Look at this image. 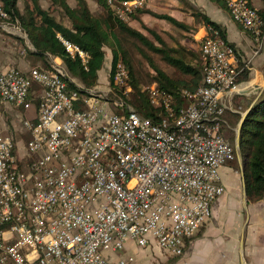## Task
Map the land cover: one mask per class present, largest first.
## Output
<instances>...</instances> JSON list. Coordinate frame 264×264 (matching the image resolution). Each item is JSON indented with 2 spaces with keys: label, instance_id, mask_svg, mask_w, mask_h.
Instances as JSON below:
<instances>
[{
  "label": "built area",
  "instance_id": "1",
  "mask_svg": "<svg viewBox=\"0 0 264 264\" xmlns=\"http://www.w3.org/2000/svg\"><path fill=\"white\" fill-rule=\"evenodd\" d=\"M221 2L264 48L263 20L251 1ZM147 3L112 6L127 23ZM0 20H9L1 4ZM207 31L200 42L202 82L184 91L190 106L176 114L170 95L157 84L149 88L152 105L164 109L159 122L123 103L116 104L123 114L112 113L103 98L108 91L70 89L66 69L55 63L27 72L2 68L1 101L37 117L22 118L31 135L25 158L0 130V264H133L132 257L115 258L129 243L184 255L225 194L222 169L235 160L223 134V96L237 88L239 54L217 30ZM60 39L87 67L88 53ZM129 79L118 63L115 87L130 93Z\"/></svg>",
  "mask_w": 264,
  "mask_h": 264
},
{
  "label": "trees",
  "instance_id": "2",
  "mask_svg": "<svg viewBox=\"0 0 264 264\" xmlns=\"http://www.w3.org/2000/svg\"><path fill=\"white\" fill-rule=\"evenodd\" d=\"M42 1H47L51 9H45L42 6ZM75 1L77 5L74 8L68 4L67 0H0V4L9 16L8 21L21 27L27 35L34 48V51L30 52L31 56L41 60L46 67L52 66L51 58H59L62 61L69 76L66 79L70 89L78 90L81 94L86 95L89 89L100 84L99 72L105 65V48L108 47L112 51L109 81L113 90L122 94V91L114 85V73L117 64L123 63L130 75L128 83L133 88L129 94L130 98L127 99L125 95L123 98L141 117L159 122V117L163 114L164 109L161 106L152 105L149 88L144 87L145 85L143 86L138 80V72L130 53L120 40L119 35H121V37L137 41L143 47L157 53L166 64L182 75V80L174 79L149 60L152 70L156 73L152 77V81L157 84L160 91L172 97L176 114L192 104V101L184 95V91L195 92L203 77L199 67L187 63L190 53L183 48H169L163 38L150 29H146L149 34L147 37L130 28L116 15L112 6V4L119 6L125 0H113L112 4L109 3V0H96L104 9V15L101 17L95 16L90 11L86 0ZM211 1L227 10L226 5L221 0ZM261 1L264 5V0ZM20 2H25L24 11L19 9ZM54 11L59 12L60 18L54 15ZM258 12L264 24V8ZM154 16L184 28L182 24L171 17ZM200 16L209 27L218 31L220 38L225 43L234 47L228 42L224 27L211 21L203 14ZM150 37L160 46L151 41ZM60 38L74 43L88 53L90 59L87 67L81 63L80 59L73 58L66 51ZM191 57L194 58L193 55ZM245 74L246 72L237 79L238 83L247 80ZM73 80L82 84L84 88H78ZM116 114L121 115L123 113L120 111ZM236 117L238 124L241 117L239 115ZM240 148L245 154L244 178L249 206L264 200V94L244 122L240 133Z\"/></svg>",
  "mask_w": 264,
  "mask_h": 264
},
{
  "label": "crops",
  "instance_id": "3",
  "mask_svg": "<svg viewBox=\"0 0 264 264\" xmlns=\"http://www.w3.org/2000/svg\"><path fill=\"white\" fill-rule=\"evenodd\" d=\"M250 1L258 10L264 8L261 0ZM67 2L72 8L76 7L71 0H67ZM20 3L19 9L23 11ZM138 12L127 23L130 28L147 37L149 34L146 29H150L163 38L169 48L185 49L190 53L189 55L194 56L192 59L188 55L187 63L194 66H196V61L200 55V42L208 32V25L200 15L203 14L211 21L224 27L228 42L234 45L239 54V77L244 72H246L245 77H247L246 81L238 83L232 94L223 96V103L227 107V112L241 116L258 98L263 96L264 48H258L254 37L232 19L228 9L224 10L219 4L211 0H148L147 6ZM154 15L171 17L182 24L184 28L175 26L168 20ZM10 26L11 22L8 20H0V69L6 65L25 72L32 68H45L46 66L41 60L33 56H31L33 59L25 57L24 51L28 48H34L27 35L16 34ZM22 46H26L25 49ZM51 62L63 67L59 58H51ZM104 72L106 71L103 69L99 72L100 80ZM99 87L95 88L98 89ZM105 88L108 89L107 86ZM33 91L37 92L38 87H34ZM17 117L20 120L26 118L35 121L37 115L35 110L19 111ZM3 132L6 133L4 129ZM20 133L28 137L27 140L22 138L17 142L14 137H11L16 144L18 157L25 158L27 156L26 146L31 135L23 126ZM229 170L222 169L223 185L228 190L214 203L212 218L201 228L197 237L191 242L187 253H190V258L201 259L199 262L201 264H238L244 259V255L247 264H264V200L249 205L247 211L240 207L235 196L237 192L234 187H229V182L233 183V179H230L233 175ZM244 216L246 221L243 222ZM243 232L244 251L242 255ZM127 247L131 248L129 254H133L132 250L137 248L133 243H129ZM149 250L151 252L159 251L157 247Z\"/></svg>",
  "mask_w": 264,
  "mask_h": 264
},
{
  "label": "rangeland",
  "instance_id": "4",
  "mask_svg": "<svg viewBox=\"0 0 264 264\" xmlns=\"http://www.w3.org/2000/svg\"><path fill=\"white\" fill-rule=\"evenodd\" d=\"M89 6L90 11L97 17H101L104 15V9L97 3L96 0H86ZM71 2L74 3L76 6V1L71 0ZM258 4V3H257ZM21 8H23V11L25 10V2L20 3ZM42 6L45 9H51L49 6V3L47 1H42ZM54 15L57 18H60L59 12L54 11ZM132 18V17H131ZM130 22V21H129ZM127 22V23H129ZM15 26V27H14ZM11 29H13L14 32L18 35H25L24 31L17 25H13L11 23ZM120 40L122 41V44L124 47L127 49V51L130 53V56L132 58L133 64L136 67V70L138 72V80L143 84L144 87L150 88L155 82L152 81V77L156 75V73L152 70L149 60H151L157 67L161 68L164 70L170 77L177 79V80H182L183 77L182 75L174 70L172 67H170L166 62H164L161 58L160 55L157 53H154L147 48L143 47L141 43L137 41H133L130 39H127L126 37H121L119 35ZM27 39V38H26ZM150 40L153 41L156 45L160 46L155 42V40L150 37ZM24 49L26 46H22ZM31 51H27L25 57L28 59H33L30 55ZM105 54H106V61L103 70L106 71L104 74H102L100 86L98 89L95 91H101L107 92L108 94L104 96V100L108 102V107L112 113H118L122 112L123 110L121 108H118L116 104L123 103L124 104V109L125 110H134L128 102L125 101L123 98L124 95L127 97V99L130 98L129 94H120L119 91H114L110 85L109 81V71L111 69V62H112V51L110 48L106 47L105 48ZM191 57V55H189ZM23 57V56H22ZM36 58V57H35ZM37 59V58H36ZM200 62V55L198 56V59L196 61V66L200 68L199 66ZM8 66V65H6ZM2 67V66H1ZM2 69H0L1 71ZM152 81V82H151ZM79 84L81 87L82 84L76 82ZM150 85V86H149ZM97 86V87H98ZM108 87L106 89L105 87ZM149 86V87H148ZM84 88V87H83ZM132 88V86H131ZM110 89V92H109ZM133 90V88H132ZM100 93V92H99ZM17 114L19 115V111L12 107L9 104H5L1 101L0 99V130L3 131V129L6 131V134L14 137V139L18 142L22 140V138H27L25 135L20 133V130L23 126L22 119L17 117ZM241 117V116H240ZM223 120L226 123V128H225V137L227 140L230 142L231 145L234 146L235 149V160L228 163L224 168L230 169L229 171L232 173V177L230 179H233V183H230L229 180V187L232 188L234 187V190L237 192L236 200L239 203V206L244 208V196H243V181H242V171L244 172V160H245V154L242 153L241 148L236 147V136H237V117L236 115L229 113L226 111V113L223 116ZM5 133V132H4ZM240 145V141H239ZM231 179V180H232ZM228 190V189H227ZM226 190V191H227ZM249 208V207H248ZM246 221V217L244 216L243 222ZM190 247V246H189ZM185 249L184 255L179 257H171L168 255H165L161 250L159 251H150L149 249L146 250H140V249H133V254L131 253V248L127 247L126 249H123L119 251L116 255L115 258H121L124 260H129L130 257L134 259L133 264H201L199 263L201 259H197L196 257H191L190 258V253L188 252V248ZM187 253V254H186ZM240 260V259H239ZM245 261V262H244ZM247 264L246 256L244 255V259L238 262V264Z\"/></svg>",
  "mask_w": 264,
  "mask_h": 264
},
{
  "label": "water",
  "instance_id": "5",
  "mask_svg": "<svg viewBox=\"0 0 264 264\" xmlns=\"http://www.w3.org/2000/svg\"><path fill=\"white\" fill-rule=\"evenodd\" d=\"M260 98H258L252 105L251 107L241 115V120L238 124V128H237V136H236V147L239 148V141H240V133H241V129L244 125V122L246 120V118L249 116L250 112L252 111V109L254 108V106L257 104V102L259 101ZM242 181H243V196H244V208L247 211L248 210V202H247V191H246V184H245V178H244V172L242 171ZM243 251H244V232L242 235V242H241V253L243 255Z\"/></svg>",
  "mask_w": 264,
  "mask_h": 264
},
{
  "label": "flooded vegetation",
  "instance_id": "6",
  "mask_svg": "<svg viewBox=\"0 0 264 264\" xmlns=\"http://www.w3.org/2000/svg\"><path fill=\"white\" fill-rule=\"evenodd\" d=\"M225 131H226V130H225V128H224V129H223V134H224V135H225Z\"/></svg>",
  "mask_w": 264,
  "mask_h": 264
}]
</instances>
